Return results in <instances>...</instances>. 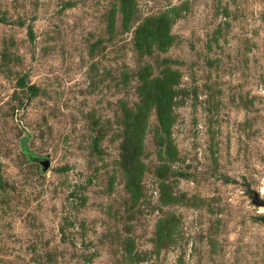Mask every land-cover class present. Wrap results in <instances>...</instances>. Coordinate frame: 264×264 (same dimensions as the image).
<instances>
[{"label":"rangeland","instance_id":"374dc122","mask_svg":"<svg viewBox=\"0 0 264 264\" xmlns=\"http://www.w3.org/2000/svg\"><path fill=\"white\" fill-rule=\"evenodd\" d=\"M0 264H264V0H0Z\"/></svg>","mask_w":264,"mask_h":264},{"label":"water","instance_id":"95a60500","mask_svg":"<svg viewBox=\"0 0 264 264\" xmlns=\"http://www.w3.org/2000/svg\"><path fill=\"white\" fill-rule=\"evenodd\" d=\"M40 162L42 163L44 169H46L49 166V161L46 158L42 159Z\"/></svg>","mask_w":264,"mask_h":264}]
</instances>
